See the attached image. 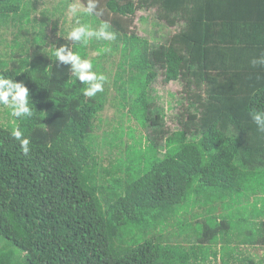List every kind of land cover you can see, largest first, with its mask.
Returning a JSON list of instances; mask_svg holds the SVG:
<instances>
[{
    "label": "trees",
    "instance_id": "1",
    "mask_svg": "<svg viewBox=\"0 0 264 264\" xmlns=\"http://www.w3.org/2000/svg\"><path fill=\"white\" fill-rule=\"evenodd\" d=\"M37 7L0 0V28L16 31L0 76L23 82L33 109L15 124L27 154L14 126L0 125V264H264L244 256L264 247V132L251 119L264 110V66L251 64L264 55V0H98L103 15L88 16L116 42L91 44L121 48L118 113L150 130L145 148L135 141L110 168L94 136L107 90L85 97L87 85L54 56L66 46L86 59L89 41L50 43L47 13L31 18ZM150 10L178 30L153 46L128 35ZM159 73L183 87L175 131L155 96ZM123 124L105 147H124Z\"/></svg>",
    "mask_w": 264,
    "mask_h": 264
},
{
    "label": "rangeland",
    "instance_id": "2",
    "mask_svg": "<svg viewBox=\"0 0 264 264\" xmlns=\"http://www.w3.org/2000/svg\"><path fill=\"white\" fill-rule=\"evenodd\" d=\"M35 2L38 3V7L37 11L32 14L31 18L41 20L42 14L47 13L48 17H50L52 21L50 24L51 28L48 31L51 38V41H49L50 43H53L52 41H55V39H65L68 42H72L67 39V34L74 27L79 26V24H77V20L80 24L88 25L92 29L99 28L98 26L92 25L91 18L84 11L86 5L81 0H29L31 5ZM126 2L127 0H123V3ZM73 8L76 9L75 12L72 11ZM102 9H105L103 4ZM156 14L155 10L138 12L134 17V23L130 27L128 35H134L143 41H147L149 45L153 46L165 42L167 38L178 32L177 29L168 27L166 24L159 22ZM53 23H58V29L55 32L51 30L52 26H54ZM27 28L31 29L30 26ZM14 32L16 34V31L11 28H7L6 31L3 28H0V39L4 45H7V47L4 45L0 47L2 54L6 53L11 56L12 49L10 48V45L13 43L12 41L15 37V34H13ZM53 33L55 36H53ZM94 39L100 41L103 40L95 37L88 40L89 44L86 46V59H88L92 64H94V61H97L98 58L102 59L99 63H102L104 71L101 74L106 77L104 88L107 90L108 98L104 111L98 115V119L95 122L96 128L94 130V136L97 137V141L100 143L96 153V158L103 168H110V164L115 160V158H120L121 156L124 157V151L128 145L132 146L135 141L137 142L142 140V147L145 148L149 144L146 141V138L149 137L150 130L143 129L134 119H131L129 115L124 121L121 119L120 113H118V110L121 109L119 104V102L121 103V97L117 92V88H119L120 84L116 86L114 83V78L117 73L120 72L119 66L121 65V48H119L115 53H112V49L100 46L101 51L99 52L95 50L94 48L96 47L91 44V41ZM105 41L109 43L110 47L116 42L115 38ZM72 48L73 47H70L71 51H73ZM95 68H92V70L100 73L99 70ZM162 78V74L159 73V78L153 85V88L155 90V96L158 98V105L165 110L168 128L175 131L179 129L178 117L179 114L182 113V109L177 106V101L183 98L181 96L183 94V87L180 83L165 85L162 83ZM126 112L127 109L125 110V113ZM16 122V118L10 116L9 110L6 107L0 106V125L4 127H16ZM120 123H124L123 125L125 127V133L123 136V140L125 141L124 147H121V149H110L109 147H105V144L103 143L105 141V135L107 133H116V128ZM130 128L132 129L134 140L133 137L129 138ZM193 210L195 213H199L201 211H198V209ZM200 219L202 220L201 216ZM190 221L192 222L191 219ZM236 222L238 223V221ZM256 255L258 256L257 260L264 259V248L256 250Z\"/></svg>",
    "mask_w": 264,
    "mask_h": 264
},
{
    "label": "clouds",
    "instance_id": "3",
    "mask_svg": "<svg viewBox=\"0 0 264 264\" xmlns=\"http://www.w3.org/2000/svg\"><path fill=\"white\" fill-rule=\"evenodd\" d=\"M98 9V0H87L86 14L95 13L97 16L103 15V10ZM76 11L75 8L72 9ZM74 27L68 34L67 39L80 44H86L92 37L103 40L114 39V33L109 31V25L103 22L98 29H92L90 26L80 24ZM56 60L63 65H70L72 75L82 84H86L83 95L85 97H94L97 93L104 90V82L106 77L103 74H98L93 71V65L88 59H82L81 56L69 50L66 46H60L54 50ZM253 66H264V55L255 58L251 61ZM13 79L0 76V105L5 106L14 118H26L33 115L32 103L29 99V90L23 82H13ZM251 119L256 124L258 131L264 132V110L254 111L251 113ZM11 135L14 139L19 141L21 149L24 154H27L30 140L24 138L23 132L19 127L12 129Z\"/></svg>",
    "mask_w": 264,
    "mask_h": 264
},
{
    "label": "crops",
    "instance_id": "4",
    "mask_svg": "<svg viewBox=\"0 0 264 264\" xmlns=\"http://www.w3.org/2000/svg\"><path fill=\"white\" fill-rule=\"evenodd\" d=\"M218 248L220 249V247H218ZM262 248H264V247H260V249L258 247H253V248H250L249 251L248 250L247 251L245 250L246 253H244V256L246 258H250L251 257V259L253 260V262L255 261L257 263L258 262V260H257L258 259V256L256 255V250H261ZM238 257H239V255H238ZM210 261H212V264H222V262L220 260V256H218L217 259L214 258L213 256H210ZM233 263L235 264L236 262L235 261L234 262H231V264H233Z\"/></svg>",
    "mask_w": 264,
    "mask_h": 264
}]
</instances>
